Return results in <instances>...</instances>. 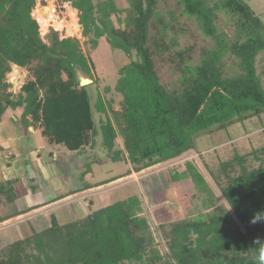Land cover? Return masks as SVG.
<instances>
[{
	"label": "trees",
	"instance_id": "trees-1",
	"mask_svg": "<svg viewBox=\"0 0 264 264\" xmlns=\"http://www.w3.org/2000/svg\"><path fill=\"white\" fill-rule=\"evenodd\" d=\"M65 1L78 10L90 51L105 37L112 50L130 59L113 88L122 98L119 113L101 93L92 104L94 65L78 39L50 31L45 42L31 15L36 0H0V123L7 112H19L16 121L10 119L15 125L38 129L49 144L77 154L94 149L100 136L113 162L124 159L114 150L120 136L136 173L194 150L199 137L264 115V82L257 69L264 60V23L241 0H171L175 8L166 5L165 11L158 0H126L123 18L114 0ZM177 12L193 19L210 42L194 66L195 46L181 48L178 41L184 31L176 28ZM165 55L180 74L172 89L161 84L155 68L154 57ZM9 61L35 77L16 95L4 79ZM79 74L90 83L81 85ZM109 92L105 87V95ZM186 164V171L169 172V182L191 179L192 200L205 184L192 163ZM218 174L211 175L226 203L194 217L185 211L184 218L159 224L157 236L142 216L143 203L133 197L63 225L52 217L47 230L1 250L0 264H258L254 241L264 242V221L251 219L264 210V146L220 162ZM13 182H0V199L14 198Z\"/></svg>",
	"mask_w": 264,
	"mask_h": 264
},
{
	"label": "rangeland",
	"instance_id": "rangeland-1",
	"mask_svg": "<svg viewBox=\"0 0 264 264\" xmlns=\"http://www.w3.org/2000/svg\"><path fill=\"white\" fill-rule=\"evenodd\" d=\"M50 1L53 2V6L56 10V21L59 20L62 21L65 25H68L71 20L70 10L73 9L71 3L66 2L65 0H36V5L40 6V8L42 9L43 7L47 6ZM97 1L99 0H94V2ZM158 1V8L163 11L166 10V5H169L171 9L175 8V5L171 0L167 2H165L164 0ZM241 1L244 2V4H246L264 23V0ZM114 2L116 4V7L122 11L119 16L121 18L125 17L124 11L128 8L126 0H114ZM65 4L68 5L67 8L65 7ZM176 15L178 17L176 28L183 29L184 31L178 35V41L181 48H185L189 45H194L196 48L193 52V60L191 62V65L194 66L199 62L200 49L207 47L210 42L201 35L193 19H187L184 16L180 15L178 12L176 13ZM76 17L78 21V13L76 14ZM116 18L117 16H112V22L116 27H118ZM165 19L168 20L167 15L165 16ZM36 22L38 23L37 20ZM38 25L40 36L45 42H47V35L50 31L57 32L60 38L70 37L67 35V33H65L64 30L57 31L56 28L52 25L47 27L45 30H42V27L39 23ZM219 25L220 27H222V22L219 21ZM81 32L82 28L80 27L78 35L71 38H76L79 40L84 54L90 55L94 65L93 76L95 79V83L93 85H90L88 88L89 94L91 95L92 104L96 100L97 93H101L104 101L107 103L109 100H111L112 108L114 109V111L119 112V104L122 98L120 95H117L114 92L113 88L118 79L119 69L128 64L130 62V59L125 55L123 51L112 50L105 37L99 39L98 46L94 51H90L89 45L87 44V38H84L81 35ZM169 36H174L173 31L169 33ZM154 61L155 68L158 72V76L162 85H164L168 89H172L173 86L179 84L180 74L174 71L173 68L175 67V63L169 61V55H165L162 58L154 57ZM30 79L31 78H27L24 83H26ZM79 80L81 84L90 83L89 80L85 79L81 74H79ZM105 87L110 88V92L106 95L104 93ZM19 91L20 88L13 94L16 95L19 93ZM7 113L9 114V112ZM10 115H12L13 117H19L20 113H11ZM94 120L98 126V116L96 114L94 115ZM8 122L11 126H15V123L11 120H9ZM255 123L256 122H254V124ZM16 125L19 126L18 124ZM13 127L10 128L8 124L5 126H1L2 129H7V132L5 133V131L3 130L0 132V134H4L7 137L10 134V138L11 136L14 138H19V131L17 130V128V131L14 130ZM214 132L216 131H213V133ZM39 137L40 143H43V146H40V148H42V153L40 154L41 160L48 164L51 163L57 168V170H59L61 162L64 165V160L61 156L63 153H66V156L68 158L77 156V158L80 159L81 164L76 168V170L71 167V175L68 174L67 178L71 179L74 185L86 184L92 186V188L85 192V194L87 195H85V198L82 201V206L78 205L79 200L76 199L73 200V202H66L65 199L57 201L58 199H56V196H58V198H62L65 191L70 187L68 183H65V181L63 180L61 181V177H59V181L55 183H57V185H60L55 187L51 191V196L55 199L48 201L50 199L46 194H44V198L42 197L41 199L46 200L43 202L46 204H49L54 200L56 202L50 203L49 208H45L46 210L35 215V217L33 216L32 218L26 219L25 223H21L15 219L9 221L10 224L8 225H13L11 228H13L15 225H18L16 227H18L19 229V232L17 233L19 237L27 236L30 232L29 230H47L51 226L52 217L57 221L59 225H63L70 223L75 218L80 219L86 216L90 211L94 212L104 208L105 206L133 197L138 198L143 203L142 216L147 219L153 233L155 232L154 235L157 236L156 227L159 224L180 220L184 218V215H188L184 213L185 211H189V214H192L189 217H194L200 213L208 211L209 209L217 205L226 203L219 190V186L215 183L211 175L212 173L219 175V161L225 162L233 157L232 148H230L227 144L219 143L220 141H215L214 146H212L209 138H204L203 136L196 140V148L194 150L188 151L172 161L162 163L159 166L152 168V170L145 169L140 172H134L135 176L128 179V174L130 172L132 174L133 172V166L126 159V154L123 150V139L120 136H118L115 141L114 150L122 151V156L124 159L116 162H113L110 159V154L101 144L102 139L100 136L96 137L95 139L94 149L87 147L83 149L80 154L68 151L65 147L60 145L49 144L47 139L41 136V134L39 135ZM22 142L26 144L25 149L29 154L25 155L24 161L21 160L19 163L20 167H17V173L19 175H17L16 178L20 180L18 184L19 192L22 186L26 185V183H24L26 161L28 163L35 161L38 158L37 153L35 154V152L27 144V140L25 139ZM263 143L264 141L257 145L262 146ZM37 144L38 143L35 140L34 145L38 148L39 144ZM244 147L245 148L241 147L240 152L249 151L248 144L244 145ZM188 162L192 163V166L196 169L198 175L205 184L203 186L205 190H202L198 193L196 192L192 200L188 199L190 195H193V193H195L194 184L189 181L184 182L185 180H183L181 181L183 183L180 186L174 187L175 192L172 193L171 191L173 190V188L170 185L168 175L172 170L178 172L186 171V163ZM54 164H58V166ZM87 166H89V169ZM1 169L4 168L2 167ZM62 171L63 173L65 172L64 170ZM119 177H122L120 181L115 180ZM219 180L224 185V179L220 178ZM52 183L53 181H51L50 185L54 186L55 183ZM100 184L101 186L95 187ZM37 190H39L41 193L40 187H38ZM16 194L18 193L14 189L9 193V195H13L14 198L17 196ZM23 194H21L22 198H24ZM177 197H182L180 203H178V200L180 199H178ZM40 204L42 203H37L36 205L33 204L32 206L27 208L29 210H32ZM184 204H186L185 207L187 209L183 208ZM73 208L76 212V215H74ZM6 226L1 225L0 230L6 228ZM13 233L14 232L9 229L7 231L5 230L2 234L6 235V239L12 241ZM17 235L15 237H17ZM2 244H0V249H4L6 247L4 246L6 244L5 240H3ZM158 248L161 252L166 251L165 247H163L162 245H160Z\"/></svg>",
	"mask_w": 264,
	"mask_h": 264
},
{
	"label": "crops",
	"instance_id": "crops-1",
	"mask_svg": "<svg viewBox=\"0 0 264 264\" xmlns=\"http://www.w3.org/2000/svg\"><path fill=\"white\" fill-rule=\"evenodd\" d=\"M257 69H258V73L261 72L260 73L262 75L261 81L263 83L264 82V60H263L262 65L259 66ZM10 114L11 113L9 112L8 114L9 118H5V120L0 123V132L3 130L5 131V133L7 132V129L1 128V126L3 125L5 126L8 124L10 128L13 127L9 124L8 121L10 119H13L14 121H16V118ZM254 122L256 123L254 124ZM16 128L19 131V136H18L19 138H14L12 136L10 138V134L8 135V137L5 136L4 134H0V182L6 181V180H13L14 182H13L12 189L16 190V192L18 193L16 194L17 196L13 200H7L3 197L0 199V218L4 219L2 222H0V226L1 225L6 226L10 224L9 221L12 219H15L21 223H25L26 219L32 218L33 216L35 217V215L46 210L45 208H49L50 203H53L56 201L54 200L53 202L46 204V203H43L46 200H41V199L42 197L44 198V194L49 196L48 198L50 200L48 201L55 199L54 197L51 196V191L55 187L60 185V184L57 185V183H55L59 181L58 180L59 177H61V181L62 180L65 181V183H68L70 187L68 190L65 191L62 198H58V196H56L57 197L56 199H58L57 201L61 199H65L66 202H69V201L73 202V200L76 199V200H79L78 205L82 206V201L84 200L85 195H87L85 194V192L90 190L92 186L86 185V184L74 185L73 181L67 178L68 174L71 175L70 173V171L72 170L71 167L74 168L75 170L77 167H79V165L81 164L80 159H78L77 156L73 158H68L66 156V153H63L61 156H62V159L64 160V165L61 162L60 168L58 167L59 170H57V168L53 166L51 163L48 164L44 162L43 160H41L40 154L42 153L41 152L42 148H40V146L42 147L43 143L42 142L40 143V139H39L40 130L38 129L34 130L32 127H29L28 131H25L20 125L19 126L15 125L13 127L14 130H16ZM204 138H209L212 146H214L215 141H220L219 143L227 144L229 145L230 148H232L233 155L237 154L239 156H242L244 154H247L253 150L262 148L264 146V143L262 146L257 145V144H260L262 141H264V115L260 116L259 118H251L249 120H245L244 122L236 123L230 126L229 128H227L226 131L219 130L214 133L212 132L208 136L207 135L204 136ZM25 139L27 140V144L31 147V149L35 152V154L37 153L38 158L35 161L28 162V163L25 160L26 161V164H25L26 169H25V175H24L25 179L23 178L25 181L24 180L23 181L24 183H26V185L22 186L20 190L21 193H20L19 188H18V184L20 180H18L16 176L19 175L17 173L18 172L17 167L19 166L20 161L21 160L24 161L25 155L29 154L28 151L25 149L26 144L22 142ZM35 140L39 144L38 148L34 145ZM246 144H248L249 151L240 152L241 147L245 148L244 145ZM220 162L221 161H219V163ZM54 165L58 166V164H54ZM159 165L160 164L153 166L151 168H148V169L152 170V168H155ZM2 167L4 169H1ZM62 170H64L65 172L63 173ZM133 176H135L134 172H132V174H130L127 178L128 179L133 178ZM120 180L121 178L118 179V181ZM51 181L55 183L54 186L50 185ZM187 181L191 182L190 179L185 180L184 182H187ZM182 183L183 182L170 183L171 187L173 188V190L171 189L172 190L171 192L174 193L175 192L174 187L176 186L178 187ZM38 187H40L41 193L39 190H37ZM21 194L24 195L23 196L24 198L21 197ZM178 199H180L178 200V203H180L182 197L181 198L179 197ZM37 203H42V204H40L39 206H36L32 210H29L27 208V207L32 206L33 204L36 205ZM79 208H82V207H79ZM73 211H74V208H73ZM74 215H76L75 211H74ZM12 226L8 225L6 226V228L0 230V244H2L3 240H5L6 244L4 246L11 245L12 243L18 241L17 239L23 240L24 238L32 235V233L41 232V231L29 230L30 232L27 236L19 237L17 235V233L19 232V229L18 227H16L18 225H15L13 228H11ZM9 229H11L14 232L12 236V241L6 239L7 238L6 235L2 234L5 230L7 231ZM16 235L17 237H15ZM1 250L3 249H0V251Z\"/></svg>",
	"mask_w": 264,
	"mask_h": 264
},
{
	"label": "clouds",
	"instance_id": "clouds-1",
	"mask_svg": "<svg viewBox=\"0 0 264 264\" xmlns=\"http://www.w3.org/2000/svg\"><path fill=\"white\" fill-rule=\"evenodd\" d=\"M65 7L67 8L68 5L65 4ZM72 15L73 19V25L76 22V16L74 13H70ZM49 19L51 20L52 17L50 16ZM65 25L61 21V23L57 24L56 30L59 31L61 28H63ZM69 27H72V25H68ZM76 32V29L73 27V33ZM27 78H32L34 79V76H31V74L28 72L27 68L22 67L15 62L9 61V70L5 72L4 74V79L5 81L11 85L7 89L8 92L15 93L19 88H21ZM264 221V210L257 211L252 219L251 223L256 224L257 222ZM254 243L257 245L258 248V257L257 261L258 264H264V242H262L260 239H257L254 241Z\"/></svg>",
	"mask_w": 264,
	"mask_h": 264
},
{
	"label": "bare ground",
	"instance_id": "bare-ground-1",
	"mask_svg": "<svg viewBox=\"0 0 264 264\" xmlns=\"http://www.w3.org/2000/svg\"><path fill=\"white\" fill-rule=\"evenodd\" d=\"M55 7L53 6V2L50 1L48 3L47 6L43 7L42 9L40 8V6L36 5L31 13L32 17L35 18L38 23L41 25L42 30H45L47 27L49 26H53L55 27L57 24L61 23V21L57 20L56 21V16H55ZM70 13H74L75 16L77 14V11L73 9L70 10ZM52 17V19L50 20L49 17ZM70 23L68 25H72V27H69L68 25H65L63 28H61L60 30H68L67 35L70 37H74L76 35H78V31L80 26L78 25V21H77V17H76V22L73 25V19H72V15L70 14ZM73 27L76 29V32L73 33ZM56 28V27H55Z\"/></svg>",
	"mask_w": 264,
	"mask_h": 264
},
{
	"label": "water",
	"instance_id": "water-1",
	"mask_svg": "<svg viewBox=\"0 0 264 264\" xmlns=\"http://www.w3.org/2000/svg\"><path fill=\"white\" fill-rule=\"evenodd\" d=\"M74 10L77 11V13H78V10L77 9L74 8ZM78 25L81 27L80 24H78ZM67 32H68V30H65V33H67ZM89 82H90V80H89ZM87 84H89V83H85V84H81V85H87ZM114 113H117L118 114L119 112L114 111Z\"/></svg>",
	"mask_w": 264,
	"mask_h": 264
}]
</instances>
